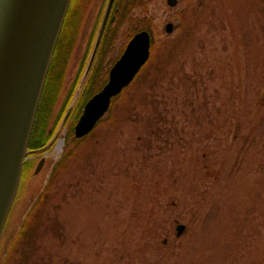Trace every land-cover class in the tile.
<instances>
[{
  "label": "rangeland",
  "instance_id": "rangeland-1",
  "mask_svg": "<svg viewBox=\"0 0 264 264\" xmlns=\"http://www.w3.org/2000/svg\"><path fill=\"white\" fill-rule=\"evenodd\" d=\"M232 2L229 8L227 0H177L173 6L142 0L117 26L92 76L98 88L80 99L77 82L91 50L96 8H88L71 44L72 22L67 25L38 112L39 139L46 127L47 144L56 137L21 177L0 259L53 164L73 144L85 101L106 82L138 23L149 28L157 50L177 34L185 38L180 17L191 14L197 25L186 52L159 73L153 68L137 76L110 119L107 112L50 183L31 258L44 256L47 264H264V14L256 10L259 0ZM167 22L172 33L164 30ZM57 77L61 85L42 131ZM55 219L60 237L51 233ZM178 224L184 226L180 235Z\"/></svg>",
  "mask_w": 264,
  "mask_h": 264
},
{
  "label": "water",
  "instance_id": "water-1",
  "mask_svg": "<svg viewBox=\"0 0 264 264\" xmlns=\"http://www.w3.org/2000/svg\"><path fill=\"white\" fill-rule=\"evenodd\" d=\"M70 0H0V236L15 197L27 143L53 50ZM169 6L175 0H166ZM107 4L80 91L107 21ZM171 33L173 23L164 26ZM150 54V35L136 32L108 71L106 83L84 104L74 137L90 132L107 111L111 98L135 77ZM70 108L62 118L63 125ZM44 146L47 148L55 139ZM43 158L38 162L39 170ZM176 235L184 226L177 225Z\"/></svg>",
  "mask_w": 264,
  "mask_h": 264
},
{
  "label": "trees",
  "instance_id": "trees-1",
  "mask_svg": "<svg viewBox=\"0 0 264 264\" xmlns=\"http://www.w3.org/2000/svg\"><path fill=\"white\" fill-rule=\"evenodd\" d=\"M141 1L142 0H123V1L119 0L117 2V6H118L120 12H119V15L117 16L116 26H114V28L110 29L112 34H115L117 26L125 21L126 16L129 14V12L131 11L132 8L137 7L139 5H142ZM259 1L260 2L257 4L256 10L258 11L259 14H264V0H259ZM217 2L219 5H221L222 0H217ZM227 2L230 3L228 6L229 8L233 6L232 0H227ZM213 5L214 4H212V6ZM206 8H207V5H206ZM191 17H192L191 14H187L185 16H182V18L180 17V28L182 27L181 30L185 34V35H183V37H185V38H180L179 34H177L174 38H171V39H168L167 41H165L164 45L160 48L158 47L157 50H156V48L154 49V46H153L154 41L152 39L149 28L145 25L138 23L139 25L137 26V28L134 29V31L132 32V35L138 30H141V29L147 30L151 36V52L154 49L155 53L153 55H150L149 59L143 65V67L139 70V72L136 74L135 78L141 74H143L142 76L151 75L153 68H155L153 75L155 74V72H158V73L161 72L163 67H160V66H163L164 64L166 65L169 62L175 61L178 57H180L181 55H183L186 52V50L189 48V44L192 40L191 35L193 34V31L195 30V26L197 25V22L194 19L192 21ZM71 31H72V35L70 36V38L72 39L73 32L75 31V27ZM58 41H60V38ZM110 41H111V39L109 40V38H107V40L104 44V47L102 49V52H101L102 55L108 49V45H109ZM159 64H161V65H159ZM51 65L52 64H50V68L48 70L46 80H45V84H44V87L42 90L41 99H40V102L38 105V110H37V113L35 115L34 126H35V123L36 124L38 123L39 107L41 106V103L43 101V97H45L46 92H47L46 91L47 77L50 74L51 67H52ZM99 65H101V62L97 65V67H95V74H96V69L99 67ZM147 68H149L150 71L148 70L146 72ZM95 74L91 73L89 78L87 79L86 84L83 86L82 91H81V93L83 92V95H88L90 92H92L98 88V87L96 88L97 84L99 83L97 76L95 77V79H94V77H92V76H95ZM144 79L146 80V77H144ZM57 80H58V82H57ZM56 82L57 83H54V85H53L54 87L52 88V90H50L52 95H50L51 101L49 102V106L45 107V110L47 108V112H46V117H44V122L42 123V131H44V127L47 126L46 124L49 121L48 118L52 115V111H53L52 100L55 99V94L59 90V87L61 85V78L57 77ZM127 87L123 88V90L119 94H117L116 96H114L111 99L110 107L107 110V112L110 113L109 119H110V116L112 115L111 114L112 109H113V107H115L113 105L114 104L116 105V102L120 99L123 91H125V89ZM83 95H81L82 98H83ZM81 97H79L78 99H80ZM104 119L105 118H101L96 123V125L99 122L103 121ZM94 129H95V127L89 133L85 134L82 137H79V138L74 137L72 140L73 144L70 147L66 148L65 151L61 154L60 158L53 164V166L50 170V174H49V177L47 179L46 185L39 192V194L36 196V198L33 200L28 212L26 213L21 224L19 225L16 234L14 235L12 240L9 242V245L6 248V251L3 255V257L0 259V264H9V263H11V264H47V260L44 256L40 257L41 261H39V262L34 261L31 258L32 257L31 245L34 242V238L37 234L39 226L42 225V217H44V208L46 205L45 204V200H46L45 194L47 193L48 188L50 186V183L54 180V178L57 177L60 174V172H62L68 168L69 162L71 161V159H73L76 156V154L78 152V146L80 145V143L85 141L86 138L88 137V135L91 134V132ZM32 134H33V131H32ZM69 136H70V134H69ZM46 139H47L46 137L42 136L41 139H38L37 141H35V140H33L32 136H31L29 139L28 147L44 146L47 143ZM30 165H31L30 163H24L23 170H22V176H24V174H27L29 172ZM58 227H60L59 222L55 219L52 223L53 232H51V233H53V235L55 237H60V235H61V232L58 229Z\"/></svg>",
  "mask_w": 264,
  "mask_h": 264
},
{
  "label": "flooded vegetation",
  "instance_id": "flooded-vegetation-1",
  "mask_svg": "<svg viewBox=\"0 0 264 264\" xmlns=\"http://www.w3.org/2000/svg\"><path fill=\"white\" fill-rule=\"evenodd\" d=\"M108 1L109 0H70V3H69V7H68V9H67V12H66V14H65V17H64V20H63V24H62V27H61V31H60V34H59V37H58V40H59V38H61V33H62V31L64 30L65 31V34H64V36L66 37V34H67V29H68V24H70V22H72L71 23V25H70V30H69V33H68V37H67V42H69L68 44H71V38H70V36L72 35V31L71 30H73V28L74 27H76L77 29L79 28V26H83V23H84V21H85V18H86V16H87V12H88V8L89 7H91L92 6V8H96V23H95V27L93 28V33H92V39H91V50H90V53L88 52V54H87V59H86V61H85V58L82 60V62L84 63L85 62V64H84V66H83V70H82V73H81V76H80V78H79V80H78V82H77V84L78 83H80L79 81H81V79H82V76L84 75V73H85V70H86V66H87V64H88V61L90 60V56H91V52H92V49H93V46H94V44H95V41H96V37H97V34H98V31H99V27H100V24H101V22H102V20H103V18L105 17V15H106V12H107V4H108ZM119 0H113V3L111 4V6H110V9L108 10V15H107V21H106V25H105V27H104V30H103V33H102V35H101V38H100V41H99V43H98V47H97V49H96V51H95V54H94V57H93V59H92V61H91V63H90V67H89V69H88V72L86 73V76H85V79H84V81H83V83H82V86H81V91H82V88H83V86L86 84V81H87V79L89 78V76H90V74L92 73H94L95 74V67L101 62V65H103V62H104V59H105V57L107 56V54L108 53H106L107 52V50H109L110 49V43L112 42V40H113V38H114V35L115 34H112V32H111V30L110 29H112V27H113V25H115V23H116V20H117V16L119 15V12H120V10H119V8H118V6H117V2H118ZM121 1H123V0H121ZM176 2H177V0H175V4H176ZM167 3V2H166ZM174 4V5H175ZM173 6V5H172ZM75 12V13H74ZM73 13H74V15H73ZM68 25V26H67ZM65 28V29H64ZM142 30V29H141ZM63 31V32H64ZM139 31V30H138ZM138 31H136V32H138ZM90 33V34H91ZM113 35V36H112ZM131 37V36H130ZM129 37V38H130ZM90 38V37H89ZM89 38H88V41L86 42V45L88 44V42H89ZM107 38H109V40L111 39V41H110V43H109V45H108V49L104 52V54L102 55L101 54V52H102V49H103V47H104V44H105V42H106V40H107ZM57 40V43H56V45H55V49H54V52H53V56H52V60H51V64L53 63V61H54V59H55V57H56V49H57V46H58V43H59V41ZM128 41V40H127ZM66 42V41H65ZM127 43V42H126ZM126 43H125V45H126ZM125 45H124V47H125ZM123 47V48H124ZM85 50H86V46H85V48H84V51H83V55H84V52H85ZM123 50V49H122ZM121 50V51H122ZM121 54V53H120ZM119 54V55H120ZM117 55V54H116ZM115 55V56H116ZM116 59V58H115ZM115 59H114V61H115ZM113 61V62H114ZM112 62V63H113ZM78 65H80V62H79V64ZM50 68V67H49ZM52 68V67H51ZM109 70V69H108ZM48 78V77H47ZM81 91L79 92V95H77V98H79L80 97V94H81ZM74 106H75V104H74ZM74 106L73 107H71L70 108V110H69V113H68V115H67V117H66V119H65V122H67L66 120H68V119H70V117H71V114H72V112H73V109H74ZM68 108V107H67ZM37 110H38V107H37ZM67 110V109H66ZM65 110V111H66ZM36 113H37V111H36ZM66 113V112H65ZM64 113V114H65ZM57 114H58V112H57ZM63 114V115H64ZM56 117V116H55ZM54 117V118H55ZM63 117V116H62ZM34 122H35V120H34ZM38 122H39V120H38ZM38 124V123H37ZM36 123H35V125L36 126H38ZM36 126H34V123H33V127H32V131H33V134H32V131H31V134H30V137L32 136V138H33V140H35V141H37L38 139H39V134L41 133V128H40V126H38V130L37 131H35V129H36ZM51 132V128H47L46 127V130L44 131V132H42L43 133V135L42 136H47L49 133ZM30 139V138H29ZM43 146H40V147H28V152H27V156H26V158H25V161H24V163H30L31 165H30V170L32 169V167H33V164H34V160H35V158L36 157H38L39 156V154H43V152H45V150H40L41 148H42ZM42 156V155H41ZM43 162H44V158H43ZM24 163H23V165H24Z\"/></svg>",
  "mask_w": 264,
  "mask_h": 264
}]
</instances>
